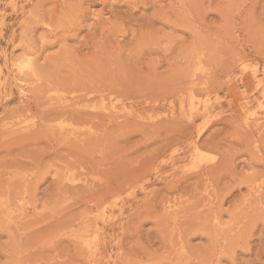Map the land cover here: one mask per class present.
I'll return each instance as SVG.
<instances>
[{
    "label": "rangeland",
    "instance_id": "obj_1",
    "mask_svg": "<svg viewBox=\"0 0 264 264\" xmlns=\"http://www.w3.org/2000/svg\"><path fill=\"white\" fill-rule=\"evenodd\" d=\"M0 264H264V0H0Z\"/></svg>",
    "mask_w": 264,
    "mask_h": 264
},
{
    "label": "bare ground",
    "instance_id": "obj_2",
    "mask_svg": "<svg viewBox=\"0 0 264 264\" xmlns=\"http://www.w3.org/2000/svg\"><path fill=\"white\" fill-rule=\"evenodd\" d=\"M4 132V131H3Z\"/></svg>",
    "mask_w": 264,
    "mask_h": 264
}]
</instances>
